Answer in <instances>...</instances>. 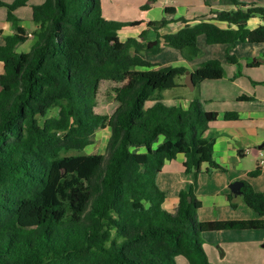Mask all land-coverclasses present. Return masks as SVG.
Returning a JSON list of instances; mask_svg holds the SVG:
<instances>
[{
    "label": "trees",
    "instance_id": "16d2710c",
    "mask_svg": "<svg viewBox=\"0 0 264 264\" xmlns=\"http://www.w3.org/2000/svg\"><path fill=\"white\" fill-rule=\"evenodd\" d=\"M29 1L0 0L14 31L0 46V264H207L203 234L264 230V193L246 181L242 201L258 218L198 220L197 176L204 164L206 172L223 170L213 160L215 139L205 135L219 115L203 111L198 95L186 109L166 106L163 92L177 88L187 70L147 60L169 47L192 61L200 54L199 36L206 45L228 48L262 44L263 7L228 0L234 11L193 24L181 17L118 23L104 19L101 0H43L31 8L30 50L19 53L27 35L14 12ZM156 2L147 0L141 10ZM254 17L262 24L249 29ZM172 23L181 27L162 34ZM142 24L137 37L120 40L119 32ZM226 58L237 63L233 55ZM262 63L264 53L250 65ZM190 74L195 90L223 79L224 69L210 59ZM104 85L113 102L109 116L95 110ZM50 110L56 114L46 117ZM222 117L238 120L233 112ZM105 129L104 153L86 154ZM178 154L193 181L170 213L156 178ZM261 173L256 165L247 176Z\"/></svg>",
    "mask_w": 264,
    "mask_h": 264
},
{
    "label": "rangeland",
    "instance_id": "374dc122",
    "mask_svg": "<svg viewBox=\"0 0 264 264\" xmlns=\"http://www.w3.org/2000/svg\"><path fill=\"white\" fill-rule=\"evenodd\" d=\"M236 1L243 4L256 3L257 6L264 8V0ZM42 2L43 0H30L27 6L19 9V12L23 15V17L26 14V17H24L26 20H31V6H36ZM146 3L147 0H101L103 17L107 21H115L118 23H129L141 20L144 19V16L147 14L146 11L141 10V7ZM153 5L160 8L154 11L155 15H162L163 6L172 7L177 11L179 16H182L181 18L186 20L192 18L198 19L203 15L212 17L214 12H231L235 10V6L228 0H157V3ZM5 16L6 9L0 8L1 22L4 20ZM178 27H180L179 23L173 24L171 27H168L166 30H164V32L175 31L178 29ZM136 29L137 28H128L126 30L127 33H132L131 36H133V32H136ZM124 36L125 35H123L121 32L120 38L123 39ZM151 36L148 34V37L150 38L155 37V35L152 33ZM197 46L200 49V54L197 58L192 60V64H196L198 66L207 60L217 59L222 63L224 68L223 79L214 83L201 84L194 91H190L188 88H183L182 86V88L166 90L164 91L163 95V98L166 101V106H172L170 101H173L171 97L174 95L179 99H192L195 95H198L202 110L205 112L217 113L219 115L217 121L223 122L220 118V116H222L221 113L231 110V104L233 105L232 101H237V97L239 96L237 92L238 89H241L240 94L245 92L251 97L254 96L258 102L260 101V99L264 96V63H262L263 66L254 70H248L247 65L262 55L260 54L257 57H253L251 52L263 45L238 44L237 47L234 48H228L224 45H206L204 42V37L200 36L197 40ZM227 53L232 54L237 58L236 64H230L227 62ZM249 54L250 56H248ZM147 59L150 62L156 63L163 67H185V65L181 62L183 59L180 53L177 50L171 48H163L162 51L156 55H148ZM185 79V76L182 79L177 78L176 82L184 84ZM235 81H237V83H235ZM241 82L244 86L239 87V83ZM244 82L246 83L244 84ZM107 90V85L101 87L97 100L98 104L95 110L99 114L109 116L113 110V102L106 98L105 92H107ZM169 94L171 97L168 96ZM55 114L56 110H50L46 117H50ZM246 125L248 124L246 123ZM251 128V131L255 133V128L253 126H251ZM257 133L264 135V128L257 127ZM109 135V129L99 131L93 138V144L86 150L85 153L103 154ZM246 151L247 152L243 158L239 156L237 151L235 153V161H232L229 164L221 165L223 170L209 169V171L206 172L205 170L208 166L204 164L201 168V173H199L196 179L195 192L197 193V191L200 190L204 191V194H209L212 191L214 184L219 185L221 183H225L230 175L237 179H244V181L250 184L253 179L248 177L247 173L255 169L256 158L251 150ZM262 156L264 159V152H262ZM192 181L193 179L191 178V183ZM199 199L204 201L206 197L203 195L199 197ZM236 202L242 201L241 199H237ZM246 210L247 212H252L247 207ZM209 211L211 214L214 213V210L211 211L208 209V206L205 207L202 212V216L208 214ZM232 212L240 215L239 210L237 212ZM254 216H256L255 213ZM250 233L253 237L247 241L238 238V240H229L225 242L231 247L229 254H226L225 256H222L223 252L221 249L216 247L217 244L214 245L213 249L217 251L216 258L211 255V251L213 250L209 249L211 246L208 245L207 248L206 244L203 243V250L206 251L205 253L209 254V256H207V264H264V241L262 240L261 242H257L256 238H258L257 234H259V232L251 231ZM263 233L264 232H261L260 234ZM179 264L186 263L184 260H181V263L179 262Z\"/></svg>",
    "mask_w": 264,
    "mask_h": 264
},
{
    "label": "crops",
    "instance_id": "0c3cea01",
    "mask_svg": "<svg viewBox=\"0 0 264 264\" xmlns=\"http://www.w3.org/2000/svg\"><path fill=\"white\" fill-rule=\"evenodd\" d=\"M6 2H10V0H5ZM29 3V2H28ZM157 3V2H156ZM41 4V3H39ZM38 4V5H39ZM256 4V3H253ZM27 6V5H26ZM22 8V7H21ZM32 8V6H31ZM166 7L163 6V12L161 14H154V11L157 9H160L156 7L155 5H151L150 9L146 10V15L144 16V19H141L143 22H155L160 21L163 19H172L176 20L182 16H179L177 11L174 9V14L172 15H166L164 12V9ZM20 9V8H19ZM19 9H17L14 14L15 16L20 20V26L25 31V34L27 35V41L21 45L18 46L17 52L19 53H27L30 50V47L32 45V32L34 30V26L32 23V20H26L24 17H26V14L23 15L19 12ZM22 15V16H21ZM196 18V17H195ZM211 17L203 15L202 17L198 19H187L190 20L193 24L197 20L200 19H209ZM2 24V26H1ZM173 24H170L168 27H171ZM221 28H226L225 23H216ZM262 24V21L258 17L251 18L247 22V27L249 29H254ZM167 27V28H168ZM181 27V25H180ZM178 27V29L180 28ZM136 32H133L134 35L127 33L128 28L122 30L121 32L123 35V39L120 38L121 32H119V38L120 40L124 41L128 37H137L138 34L144 30L146 27L144 24L136 27ZM167 28L163 29L161 31L162 34L169 33V31L164 32ZM134 29V28H133ZM177 29V30H178ZM175 30V31H177ZM171 31V32H175ZM14 33L13 28L7 22L6 16L4 20L0 21V46L4 45V38L7 36H10ZM151 33L155 35V33L151 30H149L148 34L151 36ZM148 37V35H147ZM152 37V36H151ZM200 37V36H199ZM198 37V38H199ZM155 38V37H154ZM154 38L148 37L149 40H153ZM198 40V39H197ZM205 42V39H204ZM238 44H246V43H236L234 47H237ZM249 45H263L258 49L253 50L251 52V55L254 57L259 56L260 54L264 53V43L262 44H249ZM225 46V45H224ZM227 47V46H226ZM233 47V48H234ZM169 47H164V49ZM172 49V48H171ZM232 55V54H230ZM234 56V55H233ZM250 56V54L248 55ZM148 58V55H147ZM183 59V58H182ZM148 60V59H147ZM181 62L185 65V69L187 71H191L194 69L197 65L192 64V61H186L185 59L181 60ZM152 63V62H151ZM156 64V63H153ZM249 63L247 65L248 70H254L258 69L262 64H260L258 67H254L250 65ZM158 65V64H156ZM224 69V68H223ZM3 68L2 64L0 63V74L2 73ZM222 80V79H221ZM218 82V81H214ZM214 82H203L201 84L205 83H214ZM237 83V81H235ZM246 82H244L245 84ZM179 86L177 88H182L180 86L181 83H178ZM200 84V85H201ZM244 86L242 85V82L239 83V87ZM191 91V90H190ZM194 91V90H192ZM241 89H238L239 96L237 97V101H232L233 105L231 104V110L228 112L237 113L238 120L237 121H224L223 120V114L220 118L223 122L216 121L209 126V130L206 132L207 137H212L215 139V145L213 150V160L219 165H225L229 164L232 161H235V153L238 151V154L240 157H244L246 154V150H251L253 152V155L256 158V165H257V150L258 146L264 142V135L257 133V127L264 128V96L260 99L258 102L256 98L253 96L247 95L245 92L243 94H240ZM164 95V92L163 94ZM169 97L170 94L168 95ZM241 96H245L248 98H251L249 101H239L238 98ZM173 101H170L172 103V106H180L183 109H186L191 99H179L175 95L171 97ZM181 100V101H179ZM163 103L165 104L166 101L163 98ZM236 103V104H234ZM151 103H147V106H150ZM219 118V117H218ZM246 123L248 125H246ZM251 126L255 128L256 131L253 133L251 130ZM251 128V129H250ZM238 149V150H237ZM184 156L182 154H178L175 160L166 162L163 166L162 171L157 175L156 182L158 187L165 192L166 198L163 203V209L167 212L173 213L177 203H178V194L181 190L188 189L189 185L191 184V175L184 174ZM252 182H250L252 188L256 192L264 193V170H262V173L257 178H252ZM236 180H242L244 179H237L233 176H229L228 180L225 183H221L219 185H215L212 188V191L209 194H204V191L198 190L197 193L195 192L197 198L201 196H205L206 199L204 201H201V209L198 212V218L201 222H207V221H215V220H243V219H256L258 218L257 214L254 216V212H247L246 206L242 201V196L240 195H233L231 194L229 190V185ZM237 182V181H236ZM229 195L231 197L229 198ZM237 199H241L242 202H236ZM242 203V204H241ZM208 206V209L211 211L214 210V213H209L202 216V212L205 207ZM231 205L233 207H231ZM240 211V215H237L234 212ZM216 212V213H215ZM251 232V231H250ZM249 231H224V232H213V233H206L203 234V240L206 244L207 248L208 245L211 246L209 248L210 250L213 249V246L217 244V248L221 249L222 256H225L226 254H229L230 252V245H228L227 241L229 240H238V238H241V240L247 241L248 239H252V234ZM259 232L257 242L264 241V233L260 234L261 232H264V230L255 231ZM209 234V235H208ZM253 243V242H252ZM264 247V245H263ZM206 252V251H205ZM207 256H209L208 253H206ZM211 255L213 257H217V251L213 249L211 251Z\"/></svg>",
    "mask_w": 264,
    "mask_h": 264
},
{
    "label": "water",
    "instance_id": "95a60500",
    "mask_svg": "<svg viewBox=\"0 0 264 264\" xmlns=\"http://www.w3.org/2000/svg\"><path fill=\"white\" fill-rule=\"evenodd\" d=\"M185 77L186 79H185L184 85L186 86V88H188L191 91L194 90L193 81H192L191 74L189 71L185 72ZM258 150L264 151V142L258 146ZM242 186H243V183L241 181L233 182L229 185V190L231 194L233 195H240Z\"/></svg>",
    "mask_w": 264,
    "mask_h": 264
},
{
    "label": "built area",
    "instance_id": "2783aa9c",
    "mask_svg": "<svg viewBox=\"0 0 264 264\" xmlns=\"http://www.w3.org/2000/svg\"><path fill=\"white\" fill-rule=\"evenodd\" d=\"M262 152H264L263 150H257V166L261 169L264 170V159L262 156Z\"/></svg>",
    "mask_w": 264,
    "mask_h": 264
}]
</instances>
